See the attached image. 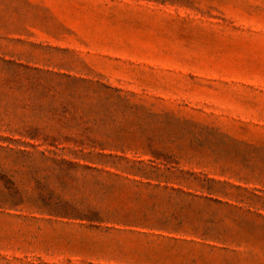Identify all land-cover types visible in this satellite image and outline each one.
Here are the masks:
<instances>
[{
    "label": "rangeland",
    "instance_id": "obj_1",
    "mask_svg": "<svg viewBox=\"0 0 264 264\" xmlns=\"http://www.w3.org/2000/svg\"><path fill=\"white\" fill-rule=\"evenodd\" d=\"M0 264H264V0H0Z\"/></svg>",
    "mask_w": 264,
    "mask_h": 264
}]
</instances>
